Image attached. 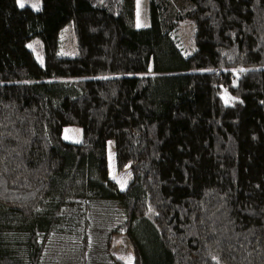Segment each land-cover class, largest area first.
<instances>
[{
  "label": "trees",
  "instance_id": "1",
  "mask_svg": "<svg viewBox=\"0 0 264 264\" xmlns=\"http://www.w3.org/2000/svg\"><path fill=\"white\" fill-rule=\"evenodd\" d=\"M18 1L0 0V264H41L52 231L87 264L101 203L127 264H264V0H148L143 28L132 0Z\"/></svg>",
  "mask_w": 264,
  "mask_h": 264
},
{
  "label": "rangeland",
  "instance_id": "2",
  "mask_svg": "<svg viewBox=\"0 0 264 264\" xmlns=\"http://www.w3.org/2000/svg\"><path fill=\"white\" fill-rule=\"evenodd\" d=\"M18 2L20 5L23 4V6H27L33 10H38L41 6L40 0H19ZM132 4L134 8L130 19L133 27L143 28L149 26L148 0H132ZM178 35L181 44L184 47H189V44L193 43L194 39L193 25L186 24L185 28L181 29ZM27 47L41 62V40L38 38L33 39L27 44ZM59 53L68 57H75L78 54L71 25H68L63 30ZM233 99H229L228 104L234 105L235 101ZM63 137L65 140L77 143L82 137L81 128H66ZM107 152L109 175L112 179L116 180L119 188L123 190L131 179L130 168L129 166L124 167L122 170L115 168L113 142L108 144ZM94 207L95 211L91 213L90 223L87 226L89 243H91L87 264H116L111 260L112 257L115 260L126 263V260L132 257V240L118 233H113L114 237L111 238V244L108 245V234L112 230L113 232H120L121 230L117 227L119 219L118 215L116 216L114 207L102 203ZM77 241H79V238H77ZM77 241L72 236H64L52 231L49 240L45 244L41 264H83L85 259L81 255L80 245L78 246Z\"/></svg>",
  "mask_w": 264,
  "mask_h": 264
},
{
  "label": "water",
  "instance_id": "3",
  "mask_svg": "<svg viewBox=\"0 0 264 264\" xmlns=\"http://www.w3.org/2000/svg\"><path fill=\"white\" fill-rule=\"evenodd\" d=\"M229 99H233L232 96L230 94H228L226 91H223L222 95H221V100H222L223 105L226 108H230L231 107V105L228 104V100Z\"/></svg>",
  "mask_w": 264,
  "mask_h": 264
},
{
  "label": "snow or ice",
  "instance_id": "4",
  "mask_svg": "<svg viewBox=\"0 0 264 264\" xmlns=\"http://www.w3.org/2000/svg\"><path fill=\"white\" fill-rule=\"evenodd\" d=\"M21 7H23V4H21Z\"/></svg>",
  "mask_w": 264,
  "mask_h": 264
}]
</instances>
